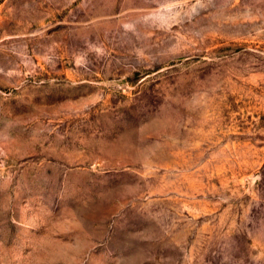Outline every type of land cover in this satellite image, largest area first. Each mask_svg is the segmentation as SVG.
<instances>
[{
  "label": "rangeland",
  "instance_id": "rangeland-1",
  "mask_svg": "<svg viewBox=\"0 0 264 264\" xmlns=\"http://www.w3.org/2000/svg\"><path fill=\"white\" fill-rule=\"evenodd\" d=\"M0 264H264V0H0Z\"/></svg>",
  "mask_w": 264,
  "mask_h": 264
}]
</instances>
